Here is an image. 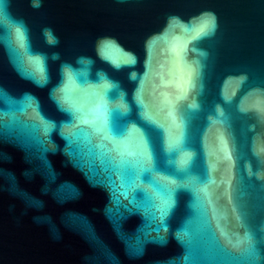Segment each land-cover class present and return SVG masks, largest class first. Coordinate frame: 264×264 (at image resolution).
<instances>
[{
  "label": "water",
  "instance_id": "water-1",
  "mask_svg": "<svg viewBox=\"0 0 264 264\" xmlns=\"http://www.w3.org/2000/svg\"><path fill=\"white\" fill-rule=\"evenodd\" d=\"M2 10L0 90L34 99L25 111L0 102V120L15 118L13 130L0 132V264H184L187 240L192 241V260L237 261L245 258L246 244L229 243L222 233L235 241L246 227L256 236L257 259L264 264V0H40L38 7L33 0H5ZM204 13L215 16V30L192 39ZM172 16L181 23L156 41L149 57L148 41L165 31ZM9 17L23 22L31 52L45 57L48 80L42 86L20 70L22 64L41 76ZM46 31L54 34L55 43L48 42ZM172 47L189 64L202 65L197 87L180 101L199 106L189 110L186 145L164 103V93L175 97L174 81L183 67L173 63ZM128 53L136 57L135 64L126 62ZM66 65L71 74L63 71ZM106 81L119 84L104 99L109 107L122 106L116 119L125 128L127 144L142 149V138L149 136L138 89L162 126L151 130L153 138L162 136L155 145L149 140L152 161L138 167L134 177H125L131 182L124 188L119 172L101 171L98 161L95 175L89 171L87 142L68 146L65 135L77 127L91 134L92 145L99 137L73 122L51 95L55 89L65 107L87 109L105 91ZM217 106L227 123L217 117ZM229 131L238 150L232 160L217 150L220 133L227 137ZM188 152L194 156L186 166ZM145 166L152 170L143 172ZM206 167L205 183L217 210L213 216L209 206L212 226L231 255L221 252L206 231L185 186ZM133 186L154 193L155 200L138 192L141 199L130 203ZM237 200L246 206V227L233 212Z\"/></svg>",
  "mask_w": 264,
  "mask_h": 264
},
{
  "label": "snow or ice",
  "instance_id": "snow-or-ice-1",
  "mask_svg": "<svg viewBox=\"0 0 264 264\" xmlns=\"http://www.w3.org/2000/svg\"><path fill=\"white\" fill-rule=\"evenodd\" d=\"M5 0H0V32L4 30V25L2 23L4 16L2 6L4 5ZM40 0H33L34 6H39ZM204 17L203 26L197 32L195 37L192 39H199L202 36H206L209 32L215 30L216 20L215 16L212 13H204L202 14ZM11 23L15 26V32L19 39L23 42V46L27 47L31 59L33 60L36 68L40 71L41 76L37 78L33 72H29L23 65H20V70L23 74H25L28 78L32 79L37 85L42 86L48 80V75L46 71L45 57L41 54L32 53L30 46H28V35L27 28L24 26L23 22L20 20H14L10 18ZM181 21L178 17L172 16L169 18L168 27L165 29L163 33L157 34L153 36L148 41V50L149 57H151L152 46L155 45L156 41L165 37L167 32L173 28H175ZM11 31V29H9ZM45 35L49 43H55L56 38L51 31H46ZM2 42V41H0ZM171 51L174 53L172 58L173 63L177 65H183L180 71L179 79L175 80L176 87L178 91L175 94V97L172 98L168 93H164V103L169 107V111L167 115L172 119L175 126L180 129V138L181 141L186 145L188 141V125L191 121L192 113L189 111L193 108H198L199 106L195 103L184 105L181 104L180 101L185 100L188 95V91L191 88L197 87L202 75V65L199 61L193 62V64H189L186 60H184L183 53L181 51H177L175 47H172ZM127 63L135 64L136 57L128 53V61ZM146 67L151 69L150 60L146 62ZM163 67V65H160ZM71 68L70 65H66L63 69L64 72H69ZM147 74V73H146ZM158 75L160 73H157ZM132 78H136V74H132ZM241 79H245V77H241ZM172 82V81H169ZM119 84L116 82H108L105 83V91L99 94L98 99L94 105L85 109L84 107L77 104H70L68 107H65L64 101L57 97L56 90L53 89L51 95L52 99L57 103L58 108L66 112L69 116H71L73 122H78L80 125H87L93 133H95L99 137V141L95 144H91V134L87 132L84 128L77 127L73 133L65 135V139L67 140L68 146H72L77 142L85 141L90 147L88 149L87 157L89 160V171L95 175V162L98 161L101 166V171L109 172V171H118L121 176V188H124L127 183H130L131 180H125V177L132 178L137 174V168L142 164L147 165L152 161V152L148 150L149 140L152 141L153 145L162 140V136L158 138H153L151 136V130H158L162 126L158 124V122L152 116L148 105L145 103L142 95V89L137 90V103L142 109V117L145 123L149 126V136L148 138H142V149H135L131 145L127 144V142L123 139L125 135V128L120 125L117 116L122 114V106L117 105L115 107H109L105 102V96H107L108 92L113 89H118ZM34 99L30 94H25L22 100L6 96L3 90H0V102L6 101L11 105H18L20 111H25L27 107L32 106L31 101ZM226 100L228 98H225ZM38 108V102L36 104ZM244 111V109H241ZM215 113L218 118L222 120V122L227 123L228 117L225 116V113L219 106L216 107ZM209 119H211L209 117ZM41 121H43V127L45 131H49L48 123L46 122V118L41 117ZM54 123V122H53ZM37 127L41 125H36ZM231 127V125H228ZM15 127V118L12 123H5L0 120V132L3 129L13 130ZM63 135V133H62ZM229 140L232 142V148L229 149ZM218 152L223 153V158L227 160H232L233 151H238L236 146V138L229 131L227 133V137L224 132H221L218 137ZM111 145V147H109ZM193 146H195L193 144ZM175 151V148L172 149ZM44 151H47V148H44ZM113 153H115L113 155ZM73 155H81L83 153H77L75 150H72ZM194 153L188 152L187 159L185 160V165H189L193 159ZM139 157V159H137ZM235 161H233V165ZM84 160L81 159L80 166L83 167ZM152 169L148 166L143 167V172H149ZM142 174V173H141ZM208 169L205 168L204 174L200 177L193 178L188 185V189L191 191L195 204L198 209L199 215L203 219V224L207 232L211 234L213 239L216 241L217 247L221 252L231 255L228 252V249L225 245L219 242V239L216 237V230L212 226V216L209 215V206H211L212 214L215 216L216 207L211 199V194L208 191L207 184L205 180L207 179ZM111 184V179L109 180ZM152 186L154 188L159 189V185L155 180L151 181ZM172 184H176V180L173 179L171 181ZM202 185V186H200ZM115 191V188L113 187ZM142 193L143 198L149 201L155 200V195L152 192H149L147 189L140 188L139 186H133L131 189V200L130 203L137 204L141 197L137 196V193ZM229 199L232 200V196H229ZM233 212L236 214V218L240 221L242 227H246L244 221L248 215L246 206L237 202L232 205ZM229 241V243H234L235 245L246 244V247L243 250L244 259L237 261H219L217 264H261V262L257 259L259 256V249L257 248V239L255 234L251 231V229L246 227L243 238H237L235 241L232 240V237L223 232ZM238 235V234H237ZM186 246L189 249V253L185 255L184 264H202L200 261L190 259L191 249H192V241H185Z\"/></svg>",
  "mask_w": 264,
  "mask_h": 264
}]
</instances>
